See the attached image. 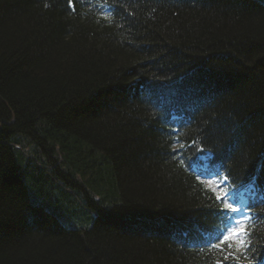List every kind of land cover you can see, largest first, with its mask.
Masks as SVG:
<instances>
[{"label": "trees", "instance_id": "trees-1", "mask_svg": "<svg viewBox=\"0 0 264 264\" xmlns=\"http://www.w3.org/2000/svg\"><path fill=\"white\" fill-rule=\"evenodd\" d=\"M74 3L0 0V264H264V0ZM29 147L66 185L60 157L96 163L89 229L32 203ZM204 161L251 191L248 259L205 246Z\"/></svg>", "mask_w": 264, "mask_h": 264}, {"label": "rangeland", "instance_id": "rangeland-1", "mask_svg": "<svg viewBox=\"0 0 264 264\" xmlns=\"http://www.w3.org/2000/svg\"><path fill=\"white\" fill-rule=\"evenodd\" d=\"M175 147H177V145ZM83 155L84 152L76 157L70 155L71 158L75 159V162L81 164L84 167L81 168V171L77 170V167L80 166L77 163L67 166V158H59L60 162L65 161L64 164L60 165L61 169L63 172L72 176V179L76 181V184L74 185H66L60 182V180H58L56 177L51 176L48 169L49 166L45 164L47 155L43 152L39 153L38 150L29 147L26 148L22 155L23 158L21 162L25 169H27L28 176L35 178V180L33 179L32 181H29L25 178L32 203L42 205L48 211L56 215L67 228L89 229L92 226L94 218L97 214L95 210H92L86 205L88 196L92 198H100V195L96 194V182L94 178L95 172L93 173L89 167L92 165L91 162L93 161H91V159L89 161L83 160ZM100 156L101 153H99L98 156L99 161L101 159ZM59 161L56 163L59 164ZM95 165L96 163L93 162V166ZM195 167L198 168V165ZM38 168H40L42 173L39 176L37 175ZM220 175L224 179L223 175ZM38 177H42V179H39ZM221 177L219 175L204 176L202 177V181H204L207 186L213 189L215 193L223 196V193L220 191V189L223 188L227 191L228 189H226V185L224 184ZM79 185L81 188H79ZM230 191L232 197H234V200L239 201L245 200L249 193H251L247 186H242L238 189L230 188ZM233 207L245 210V201H242V203L233 202ZM236 215V213H232L233 217ZM244 217L245 215L241 212L240 218ZM233 223L234 221L228 220L226 230L230 228ZM235 243L237 242L235 241Z\"/></svg>", "mask_w": 264, "mask_h": 264}, {"label": "snow or ice", "instance_id": "snow-or-ice-1", "mask_svg": "<svg viewBox=\"0 0 264 264\" xmlns=\"http://www.w3.org/2000/svg\"><path fill=\"white\" fill-rule=\"evenodd\" d=\"M66 6L71 11L76 10V4L74 3V0H66ZM45 7H48V4H45ZM224 179L227 180V177H225ZM220 191L223 193V196L217 194L216 200L223 203L225 209H227L231 213H236L237 215L235 217H227V219L234 221V223L225 231V233H222V239L217 238L219 239L218 243L212 240H207L205 241V246L209 249H218L220 252L225 253L224 260L232 258L239 261V256H237L236 253L240 252V250L243 249L245 253L244 258L248 259L249 257L247 253L251 249V240L249 238L250 231L245 221L251 218L246 216L244 218H240V213L243 210L233 207L234 197H232L229 191L223 188H221ZM233 240H235L239 246L235 251L232 250L231 242ZM225 245L227 247V250L224 247ZM216 264H221V261L218 260Z\"/></svg>", "mask_w": 264, "mask_h": 264}]
</instances>
